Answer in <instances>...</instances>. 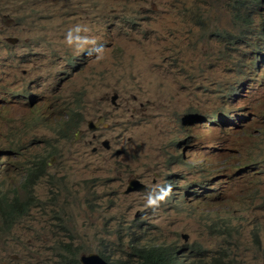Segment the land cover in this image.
<instances>
[{
	"label": "rangeland",
	"instance_id": "obj_1",
	"mask_svg": "<svg viewBox=\"0 0 264 264\" xmlns=\"http://www.w3.org/2000/svg\"><path fill=\"white\" fill-rule=\"evenodd\" d=\"M232 3L0 0V196L23 199L25 169L57 146L32 204L12 227L0 217V264H63L60 246L67 242L80 252L107 250L113 261L127 257L133 218L145 221L138 238L176 242L192 264H199L196 247L213 255L224 245L235 252L234 264H263L264 138L222 137L206 117L215 104L188 81L199 71L201 86L227 84L226 57L199 70L187 51L204 38L213 49L214 31L225 22L238 27ZM11 37L19 41L12 44ZM181 60L186 70L171 71ZM25 90L32 92L29 101L21 97ZM67 109L80 113L78 137L75 130L74 138L56 133ZM183 118H189L185 134L178 128ZM220 158L228 163L216 177H204L207 188L218 184L201 197L218 203L217 223L206 222L212 215L188 205L197 200L173 202L172 189L180 177L197 180ZM168 170L180 174L172 189L167 182L166 200ZM132 179L140 186L128 193ZM231 223L236 230L228 243L223 230Z\"/></svg>",
	"mask_w": 264,
	"mask_h": 264
},
{
	"label": "clouds",
	"instance_id": "obj_2",
	"mask_svg": "<svg viewBox=\"0 0 264 264\" xmlns=\"http://www.w3.org/2000/svg\"><path fill=\"white\" fill-rule=\"evenodd\" d=\"M232 9L234 16L237 17L236 23L238 27L233 28L231 22H225L222 27L214 31V35L217 37V45L212 49L213 44L210 38H204L194 43L191 48L188 49L187 56L190 59H197L200 63L197 69H212L215 68V64L219 61V58H225L223 60L226 76L229 77L227 84H220L216 81L211 80L203 86L200 85L201 74L199 71H194L190 78L189 84L195 87H201L202 92L207 95V99L210 105L215 104L213 113H209L206 117L209 119L210 123L218 124L221 129H217L222 137H228L231 135L238 136L242 139V136L249 134L251 136L264 138V0H232ZM244 8L245 12L241 9ZM12 44H16L19 39L15 37L9 38ZM239 51V55L236 56L234 53ZM205 59V60H204ZM175 60H178L176 58ZM171 71L183 72L186 70L184 62L181 60L179 64H176ZM32 92L25 90L21 93V97L24 98L23 101H29V97ZM35 94V93H34ZM212 94V95H211ZM31 100V99H30ZM35 104V102H30ZM115 103V102H114ZM116 104V103H115ZM209 105V106H210ZM208 106V107H209ZM209 111V110H208ZM67 118L57 122L56 128L62 130L65 133L56 131L59 136L63 138H74L73 131L75 130L76 137H78L77 129H81L80 124V113L66 110ZM75 117L76 119H74ZM95 119V118H94ZM100 119L98 124L102 122ZM189 118H183L178 125L182 134H185L187 130V123ZM246 121L245 125H240L241 122ZM77 126L73 129L74 125ZM90 126L95 127L93 122H90ZM174 146L177 147L175 135ZM104 144V141H103ZM106 146H109L108 142H105ZM57 147L55 144H51V148ZM182 147L183 152L187 151L186 147ZM18 152V151H17ZM20 153V152H19ZM48 155V154H46ZM45 155V156H46ZM53 157L56 154L49 156V160L53 161ZM180 162L183 164H188L185 160L183 153L179 154ZM176 160V158H175ZM228 163V160L221 159L219 163L211 162L212 166L210 169L204 171L202 175L199 176L197 180H185L178 179L174 182L175 189H172L173 177H179V171H166L165 172V199L168 198V186L167 182L171 181V199L173 202L177 198H182V204L185 205V196L191 198L193 201L197 200L198 203L188 204L192 208V211L201 212L202 215L211 216V218L205 219L206 222H216L214 211L215 206L218 203H203L201 202V197L204 195L205 191H217L218 184H213L211 188L206 187L204 177H216V173L220 172V168ZM135 180V179H132ZM131 182V181H130ZM127 186L126 192H131L134 189L128 190ZM140 186V185H139ZM161 194V190L159 191ZM142 219L133 218L130 225L126 227V233L130 236V252L127 257H118L116 260H112V255L108 254L107 250L98 249L97 252H80V257L83 254H98L103 261L109 264H142V259L140 258V253L151 252L152 256L150 259L155 261H162L164 264H192L189 259L183 258V255L178 248L176 242L156 244L148 241H143V238H138L141 233H144L145 228L140 227ZM145 223V221H142ZM217 223V222H216ZM224 223V222H221ZM224 229L223 232L227 234L226 242L232 237L233 232L236 230V226ZM140 227V230L136 236V230ZM259 225H255L252 229L255 235H259ZM221 233L222 231H217ZM248 240V239H246ZM254 240V239H253ZM229 243V241H228ZM143 245V247L141 246ZM107 248V247H106ZM196 253L200 255L199 264H234L235 263V252L227 245H224L223 249L218 251L217 254H204L201 251V247H196ZM153 251L160 252L159 255H153ZM236 251H240L237 247ZM232 253V255L227 254ZM232 256V257H230ZM214 257H219L222 262H213ZM257 261V260H256ZM262 264V262L257 261ZM82 264V262L80 261ZM243 261L240 263L242 264ZM264 264V260H263Z\"/></svg>",
	"mask_w": 264,
	"mask_h": 264
},
{
	"label": "trees",
	"instance_id": "obj_3",
	"mask_svg": "<svg viewBox=\"0 0 264 264\" xmlns=\"http://www.w3.org/2000/svg\"><path fill=\"white\" fill-rule=\"evenodd\" d=\"M76 119L75 117H73ZM76 121H78L76 119ZM77 126L74 125L71 129ZM61 133H65L62 130H59ZM20 150L18 149V152ZM56 152L54 147L48 155H43L41 158H37L35 161H32L31 165L25 169V176L23 181H21L20 189H24V193L26 196L21 199L19 196H15L14 198L1 197L0 196V217L4 225L8 227H12L20 218V216L26 211L29 205L35 200V196L32 193L35 185L37 184L38 179L43 175L47 170V161L49 160V156L55 155ZM15 191V190H14ZM60 249L65 251L66 254H62L61 262L63 264H81L79 261L80 247L75 246L73 243L67 242L60 246ZM160 252L153 251V255H159ZM152 256V251L140 253V258L142 259V264H164L162 261L158 262L154 259H150ZM223 259L219 257H214L212 259L213 262H222ZM121 264V263H119ZM124 264H128L125 262ZM173 264V263H170Z\"/></svg>",
	"mask_w": 264,
	"mask_h": 264
},
{
	"label": "water",
	"instance_id": "obj_4",
	"mask_svg": "<svg viewBox=\"0 0 264 264\" xmlns=\"http://www.w3.org/2000/svg\"><path fill=\"white\" fill-rule=\"evenodd\" d=\"M137 186H139L137 181L131 180L130 186L128 187L127 191H130ZM80 261L82 262V264H109L108 262L103 261L102 258L96 253L83 254L80 257Z\"/></svg>",
	"mask_w": 264,
	"mask_h": 264
},
{
	"label": "bare ground",
	"instance_id": "obj_5",
	"mask_svg": "<svg viewBox=\"0 0 264 264\" xmlns=\"http://www.w3.org/2000/svg\"><path fill=\"white\" fill-rule=\"evenodd\" d=\"M143 247V245H141Z\"/></svg>",
	"mask_w": 264,
	"mask_h": 264
}]
</instances>
